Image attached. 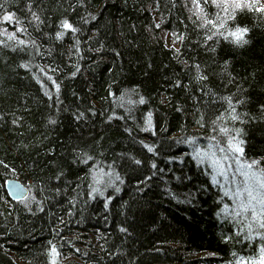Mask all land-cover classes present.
<instances>
[{
	"label": "trees",
	"instance_id": "obj_1",
	"mask_svg": "<svg viewBox=\"0 0 264 264\" xmlns=\"http://www.w3.org/2000/svg\"><path fill=\"white\" fill-rule=\"evenodd\" d=\"M244 2L226 19L249 29L241 46L208 39L212 26L198 27L191 0H0V160L9 165H0V264H237L259 255L260 238L245 239L247 227L224 211L235 207L224 178L213 183L211 161L194 158L213 135L223 146L213 132L223 126L242 128L244 156L264 164V0ZM7 12L20 23L4 21ZM205 12L212 19L217 9ZM65 18L78 31L62 29ZM229 96L243 123L224 115ZM10 179L28 187L26 200L11 201Z\"/></svg>",
	"mask_w": 264,
	"mask_h": 264
},
{
	"label": "snow or ice",
	"instance_id": "obj_2",
	"mask_svg": "<svg viewBox=\"0 0 264 264\" xmlns=\"http://www.w3.org/2000/svg\"><path fill=\"white\" fill-rule=\"evenodd\" d=\"M192 8L195 9L194 15L197 19H203V23L199 24L198 27L205 28L208 25L212 26V29H216L217 31H212L211 35L208 36V39H211L212 36L220 35L225 39L232 38L233 42L237 45H244L248 43V40L245 38L246 34L249 32L247 27H243L240 25H236V27L228 28L226 27V19H234V13L237 9H243L245 7H250V4L244 2V0H191ZM209 5H214L219 11L215 14L214 18L210 19L208 14L205 12V8ZM185 6H188L187 4ZM3 7V5H0ZM28 10L31 12L32 18L39 23H43L40 16L37 12L32 11L31 3L28 5ZM221 12L224 14L221 15ZM4 21H15L17 24L20 23L19 18L15 16V13L7 12L4 17ZM60 27L62 29H69L73 32L78 31L66 18L61 21ZM219 29H224V31H218ZM18 31H25V29L21 26L17 29ZM64 32L59 31L56 33L57 37H63ZM15 38V32L9 34V39ZM179 38V37H177ZM0 43H4L0 41ZM20 45H25L26 42L24 40H18ZM29 43L33 44L35 47V41H30ZM227 63V62H226ZM23 67L28 69L31 67L30 63L23 64ZM196 79L197 80H206L207 76L202 74L201 68L199 64H196ZM40 72L45 76H48V72L44 68H40ZM48 79L55 85L57 92L59 91L60 85L56 82L53 77L48 76ZM38 82L41 86H44V81L37 77ZM179 81H177V85H179ZM203 91V89H202ZM49 95V93H46ZM228 103V110H226L224 115L230 117L232 121H240L243 123L241 119V115L237 113L236 107L233 104L232 97H222ZM141 102H143V98L141 97ZM237 104L242 103V101L237 100ZM261 108L264 109V105H261ZM0 118H2V114H0ZM79 118V117H77ZM22 117H17L12 120L14 125L20 124ZM203 119V117H201ZM219 122L220 125L224 123V116H217L216 121H213V124ZM50 123H55L54 120L50 121ZM148 123H151V114H149ZM127 131L131 132V129H127ZM213 132H216L223 137L226 138V142L221 146L220 141L217 138V135H213L210 137V143L207 148H202L194 151V158L204 162L205 160L211 161V166L214 174L212 175L213 183L219 184L220 181L217 179L218 176L223 177L224 191L225 195L231 197L234 203V209L229 211L230 206L225 204L224 211L233 216L240 224L247 227V233L244 238L248 240H254L256 237H259L262 241L259 245V255L256 257H240L237 261V264H264V231H256V228L264 230V164L261 163L260 159L256 158H247L244 156V147L245 141L241 139V133L243 132L242 128H227V127H214ZM215 142V143H212ZM149 151H152V148L149 147ZM86 155V154H85ZM77 160H82L83 162H87V159H91V157H87L84 159L79 154L75 157ZM140 163V161H136ZM0 165H4L5 167H9L5 163V161L0 160ZM155 167V164H153ZM232 170L231 172L229 170ZM15 171V169H13ZM63 173H61L62 175ZM57 179L60 177L57 176ZM118 178V177H117ZM99 183V180L96 181ZM111 181L109 180V183ZM19 188L20 186L17 185ZM59 191V189H57ZM98 191L97 188H93V192ZM119 191V188L116 189ZM101 194H103L101 192ZM31 211V209H29ZM122 231H127L126 228L122 229ZM51 252L54 255H58L55 246L51 248ZM52 264H55V259H53Z\"/></svg>",
	"mask_w": 264,
	"mask_h": 264
},
{
	"label": "water",
	"instance_id": "obj_3",
	"mask_svg": "<svg viewBox=\"0 0 264 264\" xmlns=\"http://www.w3.org/2000/svg\"><path fill=\"white\" fill-rule=\"evenodd\" d=\"M17 185L20 187L18 188ZM5 190L13 202H21L28 198L30 191L26 185H24L18 179H10L5 184Z\"/></svg>",
	"mask_w": 264,
	"mask_h": 264
},
{
	"label": "rangeland",
	"instance_id": "obj_4",
	"mask_svg": "<svg viewBox=\"0 0 264 264\" xmlns=\"http://www.w3.org/2000/svg\"><path fill=\"white\" fill-rule=\"evenodd\" d=\"M217 9V8H216ZM219 10L217 9V12H218ZM0 32H6V28L3 26V25H0ZM202 257V256H201Z\"/></svg>",
	"mask_w": 264,
	"mask_h": 264
},
{
	"label": "bare ground",
	"instance_id": "obj_5",
	"mask_svg": "<svg viewBox=\"0 0 264 264\" xmlns=\"http://www.w3.org/2000/svg\"><path fill=\"white\" fill-rule=\"evenodd\" d=\"M231 170V169H230Z\"/></svg>",
	"mask_w": 264,
	"mask_h": 264
}]
</instances>
